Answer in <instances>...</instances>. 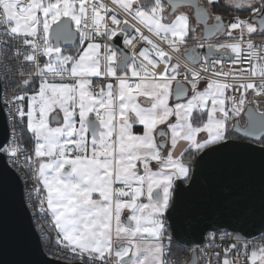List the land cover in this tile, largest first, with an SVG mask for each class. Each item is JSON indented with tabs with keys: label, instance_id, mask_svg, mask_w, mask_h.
<instances>
[{
	"label": "snow or ice",
	"instance_id": "snow-or-ice-1",
	"mask_svg": "<svg viewBox=\"0 0 264 264\" xmlns=\"http://www.w3.org/2000/svg\"><path fill=\"white\" fill-rule=\"evenodd\" d=\"M171 4L174 9L177 0ZM204 4L197 5V20L215 19L204 39L218 33L231 42L199 43L206 51L188 49L192 66L182 67L129 23L130 17L173 52L189 39L198 41L186 13L166 20L165 0H111V6L0 0V67L11 72L15 62L16 77L9 97L0 74V103L34 141L29 151L17 145L13 132L11 145L0 152L25 172L26 184L29 179L42 184L46 194L41 197L34 186L32 207L50 218L56 243L80 264H170L169 210L178 189L193 185L197 164L232 147L264 153V47L252 39L264 36V0L227 5L248 13L228 23L215 13L219 0ZM129 27L152 49L131 54L118 49L112 40L118 33L125 45L136 39ZM225 58L249 67L224 72ZM200 80L206 81L202 91ZM245 112L248 123L241 128L236 118ZM181 142L185 146L177 155ZM244 239L247 249V240L255 237ZM237 247L224 249L222 264H231L227 253ZM213 255L219 259V253ZM250 260L264 264V244L251 251ZM192 264H198L194 251Z\"/></svg>",
	"mask_w": 264,
	"mask_h": 264
},
{
	"label": "water",
	"instance_id": "water-1",
	"mask_svg": "<svg viewBox=\"0 0 264 264\" xmlns=\"http://www.w3.org/2000/svg\"><path fill=\"white\" fill-rule=\"evenodd\" d=\"M165 3L172 13L182 7L193 8L203 37L206 28L213 26L208 23L209 18L197 20V5L203 8L199 0L191 3L177 0L174 9L171 0ZM216 34L212 33L209 38ZM122 36L118 34L112 40L118 49L129 53L121 43ZM204 51L206 48L201 49ZM244 118L247 125L246 112ZM239 123L241 128L246 126ZM7 140V123L0 103V149ZM169 213L174 239L192 249L186 264H192L193 251L198 258L195 248L204 243L208 232L259 238L264 233V153L246 147L213 153L197 164L193 185L178 189L175 205ZM0 264H80L55 259L45 252L25 200L21 179L8 166L3 152H0Z\"/></svg>",
	"mask_w": 264,
	"mask_h": 264
},
{
	"label": "built area",
	"instance_id": "built-area-1",
	"mask_svg": "<svg viewBox=\"0 0 264 264\" xmlns=\"http://www.w3.org/2000/svg\"><path fill=\"white\" fill-rule=\"evenodd\" d=\"M96 2L108 4L109 6H111V0H88V3H96ZM122 15L123 14L121 13V16ZM128 19H129L130 24H136L137 27L141 28V32L143 33L144 36H148V37L152 38L153 41L155 43H157L160 47L164 48L166 51H170V54L172 56V62L175 63L178 61L182 67L184 65H188L189 67L192 66L189 64L188 60L186 59L188 49L196 48L197 52L203 53V52H201V48L198 47L199 43H204L205 45H207L208 43L219 44L222 42H231V41H228L227 39H223L222 34H216L214 37L208 38L207 40H205L203 37V33H201L200 36H198L199 37L198 41H194L192 39H189L187 41V44L182 46L181 50L179 52H173L170 50L169 45L167 43L163 42L158 37H155L154 34L149 33L148 30L146 28H144L143 26L139 25V23L137 21L132 20L130 17ZM108 26L113 27L110 20L108 21ZM120 27H123V25H121ZM127 31H128V35L130 37L136 36V39L133 40L132 44H130V45H125L124 38L122 36L121 43H122L123 47L129 51L130 54L133 52L138 53L144 47H148L150 50L152 49V45H149L145 40L141 39L140 35L137 34L133 28L131 31L130 30H127ZM116 37H113V38H116ZM252 39H253V43L258 48L264 47V36L253 37ZM137 60L138 61L143 60V58L137 56ZM145 63H147V61H145ZM241 67L248 68L249 65L247 63H245L243 65H241V64L233 65L231 60L228 58H225V61L223 63V71L224 72H229L230 70L239 69ZM12 69L13 70L11 72H9L6 69H4L3 67H0V74L4 75V79L6 81L5 87L7 89V95L9 97H11V95H12V88L14 86V82L16 79V77L13 74L15 71V62H12ZM136 79H138V78H133V80H136ZM177 79L182 81L183 77L178 76ZM255 79L258 80V77ZM200 82H206V81L200 80ZM185 84L188 85L187 82H185ZM228 94H233V90L230 89L228 91ZM234 94L239 96V92H235ZM247 97H248V100H252V98H253L252 90H248ZM252 106H255V105H252ZM2 108H3V112H4L6 123H7V129H8V140H7L6 144L4 145V147L11 145V142L13 140V135H12L13 132L16 133L15 139H16L17 145L22 147V148L27 147L25 144V139H24V130L26 129V127L23 129L18 127L17 122L11 116H9L8 109L4 108L3 104H2ZM246 108H247V105H246ZM262 110H264V109H262ZM13 111H14V109H13ZM241 115H242V113H241ZM28 150L31 151V149H29V148H28ZM4 156H5V160L8 164V166L21 179V182L23 184V193L25 196L27 206H28L30 213H31V218H32L34 225H35L37 231L39 232L40 236H42V228H41L40 220L42 219V217H45V216L38 212V208L34 209L32 207V205L37 204V196H36V193L34 192V186H39L41 189V185H36V182L31 180V179H29L27 184H26L25 183V172L14 169L12 167L11 159H9V157L5 153H4ZM168 223H169V221H168ZM171 233H172V230H171ZM209 233H215L217 238L214 241L210 240L208 238ZM236 235L237 234L230 233V232H223V233L208 232L205 236L204 243L201 246L195 248V250L198 252V264H209V261H210V264H222V260L225 256L224 249L228 248L229 245H231L233 243L237 244L238 247L235 249H230L227 253V255H229L228 258L231 260V264H251L250 253H251V251L256 249V246H258L260 244H264V238H261V236H260L259 238L254 239V240L248 239L247 240V249H245L244 247H242V245L245 243V239H244L245 237L241 236L240 240H236ZM172 236H173V233H172ZM173 240H175L174 236H173L172 241ZM172 241H171V243H172ZM205 249H207L206 253H205ZM213 252L219 253V259L215 255H213ZM246 252H247V254H246ZM59 260H61V259H59ZM61 261H64V260H61ZM66 262H68V261H66ZM69 263H80V261H79V258L76 257V262H69ZM256 264H260V261L257 260Z\"/></svg>",
	"mask_w": 264,
	"mask_h": 264
},
{
	"label": "rangeland",
	"instance_id": "rangeland-1",
	"mask_svg": "<svg viewBox=\"0 0 264 264\" xmlns=\"http://www.w3.org/2000/svg\"><path fill=\"white\" fill-rule=\"evenodd\" d=\"M140 2L141 3H148L149 0H140ZM181 13H186L189 16L191 27L197 29L196 36L197 37L200 36V34L202 33V29L198 28L199 25L196 23L195 17H194L193 12H192V9H190L188 7H182V8H179L178 10H176L174 13H172L171 12V7L168 4L165 3V13H164V15L166 17V20L167 19H173L175 15H179ZM190 35H191V33H190ZM245 35H247V34H245ZM174 86H175V83L173 84V87ZM205 87H206V82H199V89L201 91L204 90ZM189 90H190V88H189ZM189 95H191V91H189ZM138 99L142 101L144 98L140 97ZM210 103L211 102L209 101V104ZM194 113H195V110L193 112V115H194ZM193 118H195V117L193 116ZM205 119H206V112H205ZM237 119L241 120L242 119V115L240 117H237L236 120ZM137 127L139 128V127H142V126H137ZM161 127H164V126H161ZM200 135L203 136L204 133H201ZM184 146H185L184 142H181L180 144H178L177 148L175 150V153L178 155L183 150ZM154 166H155V162H154ZM41 190H42V194H41V197H42L43 195L46 194V190L43 189L42 184H41ZM125 214L128 215L127 210H125V213H124V216H127ZM40 224H41V228H42V236L43 237L48 238V235H51L50 234L51 230H54V235H56L54 226L50 223V218L49 217H46V216L42 217V219L40 220ZM49 249L52 252V254L58 255V257L61 260L68 261V262H76V256L71 254L68 249H64L62 246L58 245L57 243H56L55 247L49 248Z\"/></svg>",
	"mask_w": 264,
	"mask_h": 264
},
{
	"label": "trees",
	"instance_id": "trees-1",
	"mask_svg": "<svg viewBox=\"0 0 264 264\" xmlns=\"http://www.w3.org/2000/svg\"><path fill=\"white\" fill-rule=\"evenodd\" d=\"M204 1V0H203ZM232 8L226 7L221 1H219L218 7L215 9V12L217 13H225V14H231L232 16L237 15V13H232ZM240 15V14H239ZM236 17V16H235ZM233 20V19H232ZM235 35V34H234ZM262 35L260 34H254L253 37H261ZM223 39H227L226 37H222ZM194 117L196 116V112L193 115ZM244 118V113H242V119ZM24 139H25V144L29 149H32L34 141L32 139V134L31 132L26 128L24 130ZM42 194V190H41ZM50 231V230H49ZM51 235H48V238H45L41 236L42 239V244L44 247L45 252L50 255L51 257L55 259H60L58 255L52 254L49 248H53L56 245V239L54 235V230H51ZM192 254V249L190 251V248L185 247L184 245L178 243L176 240H173L171 243V254L168 256V260L170 264H186Z\"/></svg>",
	"mask_w": 264,
	"mask_h": 264
},
{
	"label": "flooded vegetation",
	"instance_id": "flooded-vegetation-1",
	"mask_svg": "<svg viewBox=\"0 0 264 264\" xmlns=\"http://www.w3.org/2000/svg\"><path fill=\"white\" fill-rule=\"evenodd\" d=\"M220 1H221L226 7H228L227 5L234 4V2H235V0H220ZM199 3H200L201 6L205 7V4H204V1H203V0H199ZM188 8L192 9V12H193V15H194L193 8H191V7H188ZM230 8H231V7H230ZM232 10H233L232 13H233V12H234V13H237V15L240 14L239 16H240L241 18H245L246 16H248V13L245 12V11H237V10L234 9V8H232ZM215 13L221 15V17H222V19L224 20L225 23H228V22L232 21V19H233L235 16H237V15L232 16L230 13H229V14H225V13H217V12H215ZM202 19H203V18H202ZM195 20H196V19H195ZM208 23L211 24V25H214V24H215V19H214V17L209 18ZM199 28L202 29V26L199 25ZM237 120H239V119H237ZM239 121L241 122V124H242L243 126L246 125V121H245V119H243V120H239Z\"/></svg>",
	"mask_w": 264,
	"mask_h": 264
},
{
	"label": "crops",
	"instance_id": "crops-1",
	"mask_svg": "<svg viewBox=\"0 0 264 264\" xmlns=\"http://www.w3.org/2000/svg\"><path fill=\"white\" fill-rule=\"evenodd\" d=\"M198 24V23H197ZM199 28V27H198ZM189 86V85H188ZM189 88H190V86H189ZM125 215H127V214H125Z\"/></svg>",
	"mask_w": 264,
	"mask_h": 264
},
{
	"label": "bare ground",
	"instance_id": "bare-ground-1",
	"mask_svg": "<svg viewBox=\"0 0 264 264\" xmlns=\"http://www.w3.org/2000/svg\"><path fill=\"white\" fill-rule=\"evenodd\" d=\"M224 37V36H223Z\"/></svg>",
	"mask_w": 264,
	"mask_h": 264
}]
</instances>
